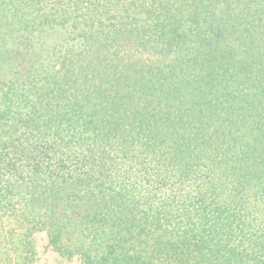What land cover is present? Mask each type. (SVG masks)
I'll return each instance as SVG.
<instances>
[{"label": "trees", "instance_id": "16d2710c", "mask_svg": "<svg viewBox=\"0 0 264 264\" xmlns=\"http://www.w3.org/2000/svg\"><path fill=\"white\" fill-rule=\"evenodd\" d=\"M264 264V0H0V264Z\"/></svg>", "mask_w": 264, "mask_h": 264}, {"label": "rangeland", "instance_id": "374dc122", "mask_svg": "<svg viewBox=\"0 0 264 264\" xmlns=\"http://www.w3.org/2000/svg\"><path fill=\"white\" fill-rule=\"evenodd\" d=\"M35 239V261L31 264H80L76 259L66 260V258L53 251L48 244V238L45 233L36 234Z\"/></svg>", "mask_w": 264, "mask_h": 264}]
</instances>
